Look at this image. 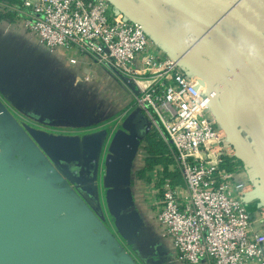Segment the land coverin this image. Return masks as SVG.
<instances>
[{
  "label": "built area",
  "instance_id": "2783aa9c",
  "mask_svg": "<svg viewBox=\"0 0 264 264\" xmlns=\"http://www.w3.org/2000/svg\"><path fill=\"white\" fill-rule=\"evenodd\" d=\"M19 2L1 6L16 8L22 28L49 54L63 50L71 66L82 65L84 83L101 69L128 88L148 132L167 148V163L134 172L131 184L161 264H264V203L245 202L261 180L237 163L211 96L178 55H165L107 0Z\"/></svg>",
  "mask_w": 264,
  "mask_h": 264
},
{
  "label": "water",
  "instance_id": "95a60500",
  "mask_svg": "<svg viewBox=\"0 0 264 264\" xmlns=\"http://www.w3.org/2000/svg\"><path fill=\"white\" fill-rule=\"evenodd\" d=\"M107 1L126 18L141 23L156 38L161 49L177 54L184 69L195 74L199 83L206 87L207 95L211 96L210 110L219 125L226 130L229 142L238 151L237 159L243 163L246 175L250 179L261 180L262 186L253 196L245 198V202L257 199L259 203H264V165L256 156V152H263L261 157L264 162V151L257 150L260 143L235 116L236 98H229L228 102L224 100L222 103V70L216 69L219 71L218 82H212L194 51L199 40L206 37L214 41L219 53L232 60L233 65H228L226 72L240 74L238 68L247 58H236L231 50L229 38L233 37L237 45H242L231 28V22L234 21L232 13L240 11V3L247 8L255 3L264 10V0H155L182 17L183 23L187 25L184 38L177 34L152 0ZM199 31L200 34L196 35ZM194 35L198 40L190 44ZM251 58L254 59V56ZM247 66L243 65L242 73ZM245 81L252 84L249 79ZM129 87L132 88L131 85ZM122 127L112 136L104 156L101 180L104 202L115 228L125 238L127 245L132 244L144 254L151 252L153 255L158 253L156 241L144 229V220L131 189L133 165L142 137L128 121ZM144 132H148L147 124ZM0 135L6 140L4 145L0 144V240L7 238L9 242L6 248L1 244V263L21 264L29 258L31 262L28 264H39L41 258L45 257L43 264H137L133 256L106 231L98 219L103 215L97 218L71 188L69 182L74 183V174L58 164L61 160H84L82 163L96 172L106 137L105 130L79 139L51 136L29 127L23 129L0 101ZM249 136L252 142H248ZM10 147L17 159L8 157L7 150ZM30 165H41L46 180L55 190L69 195L76 208L72 204L70 212L65 210L66 213H56L53 208L47 211L50 193L39 194L32 188ZM81 212L87 215L90 227L80 222ZM8 233L9 237H6ZM15 243L22 247H16ZM149 260V264H161L151 255Z\"/></svg>",
  "mask_w": 264,
  "mask_h": 264
},
{
  "label": "crops",
  "instance_id": "0c3cea01",
  "mask_svg": "<svg viewBox=\"0 0 264 264\" xmlns=\"http://www.w3.org/2000/svg\"><path fill=\"white\" fill-rule=\"evenodd\" d=\"M152 1L177 34L184 38L187 25L183 21L181 25H177L175 20L177 15L173 11L162 7L155 0ZM1 3H3L2 0L0 15L10 14L9 17L0 18L1 103L7 107L23 129L29 127L51 136L78 137L79 139L105 130L106 137L100 151L96 172L94 168L84 165L82 163L84 160L70 162L61 160L58 164L65 171L74 174V183L69 182V184L92 213L97 217L110 215L105 206L101 187L104 156L107 153L109 141L118 129L123 128L122 124L128 121L135 126L139 116L145 120L143 114L132 103L122 111L117 110L122 107H119L121 103L126 104L125 98L130 96L128 88L114 79L110 73L101 69L95 70L92 81L84 83L86 69L82 65L71 66L63 50H59L56 55L49 54L37 39L22 28L16 8L12 12L5 11L6 8L2 7ZM195 40L196 35L190 40V44ZM161 51L165 55L171 53L169 50L161 49ZM194 51L207 77L217 83L219 71L216 70L210 49L198 44ZM221 101L224 103V97ZM118 102L119 105H115ZM141 146L143 143L139 145L134 164L138 161ZM142 157L146 160L144 154ZM50 161L54 164L52 160ZM43 171L44 168L41 165H30L32 188L34 187L39 194L50 193L47 211L53 208L56 213L63 211L66 213L65 210L70 212L74 201L69 195H64L61 190H55L46 180L47 176ZM72 207L76 208V205L73 204ZM81 213L80 222L90 227L87 223V215ZM71 216L73 218V214ZM130 246L132 251L146 256L132 244ZM133 258L137 264H147L139 262L136 256Z\"/></svg>",
  "mask_w": 264,
  "mask_h": 264
},
{
  "label": "bare ground",
  "instance_id": "6f19581e",
  "mask_svg": "<svg viewBox=\"0 0 264 264\" xmlns=\"http://www.w3.org/2000/svg\"><path fill=\"white\" fill-rule=\"evenodd\" d=\"M251 4V7L247 8L240 3V11L232 13L234 21L231 22V28L238 35L242 45H237L233 37V39L229 38L228 41L236 58L247 59L241 64V68H238L240 74L231 73L229 79L236 84L234 96L237 110L245 117L246 121L257 124L258 118L264 120V10L255 3ZM197 40L198 37L195 41ZM200 41H203L206 47L210 49V43L205 37L201 38ZM220 54L223 62H225L224 54ZM252 56H254V59L251 58ZM244 64L248 66L245 72L242 73ZM248 79L252 81V84L246 83L245 80ZM261 128L259 127V130ZM260 134L263 135L264 133L260 132Z\"/></svg>",
  "mask_w": 264,
  "mask_h": 264
},
{
  "label": "rangeland",
  "instance_id": "374dc122",
  "mask_svg": "<svg viewBox=\"0 0 264 264\" xmlns=\"http://www.w3.org/2000/svg\"><path fill=\"white\" fill-rule=\"evenodd\" d=\"M162 7H165V6H163V5H161ZM166 8V7H165ZM166 9H168V8H166ZM176 18H175V20L177 21V25H181L182 23V17L181 16H175ZM181 17V18H180ZM180 20V21H179ZM179 23V24H178ZM198 34H200V31L199 32H196V35H198ZM205 39L210 43L209 45H210V54L212 55V57H213V61H214V64H215V66H216V69H220V70H222V73H223V77H224V79L222 80V82L224 83V100H226L227 102L229 101V98L230 99H235V86H236V84L234 83V82H232V80H230L229 79V77H230V74H228L227 72H226V70H227V66L229 65V66H231L232 64H233V62H232V60L230 59V57L229 56H227L226 57V61L225 62H223V59H222V57H221V54L219 53V50L217 49V47H216V44L214 43V41H211V40H209L208 38H206L205 37ZM200 46H204V47H206V45L203 43V41H200L199 43H198ZM207 48V47H206ZM229 57V58H228ZM230 60V61H229ZM220 61V62H219ZM222 67V68H221ZM116 86H118V85H116ZM236 100V99H235ZM235 102V116L238 118V119H240L242 122H243V127L244 128H246V130H248L250 133H251V135H253L255 138H256V140L258 141V143H260V145L258 146V149L257 150H263L264 151V134L262 135V134H260V132L261 133H264V121L263 120H257L256 122H257V124L255 123V122H251V121H246V119H245V117L244 116H242L240 113H239V111L237 110V106H236V101H234ZM125 103L126 104H124V103H121L120 105H119V102L118 103H116L115 105H119V107L120 106H122V107H120V108H118L117 110H119V111H122V110H124L125 108H127L128 106H130L131 105V103H132V97H131V95L130 96H127L126 98H125ZM263 123V124H262ZM253 126V127H252ZM259 127L261 128V129H263L262 131H261V129L259 130ZM256 129V130H255ZM255 130V131H254ZM259 135V136H258ZM263 140V141H262ZM248 142H252V140H251V137L249 136L248 137ZM6 143V140L4 139V137H2L1 135H0V144L1 145H4ZM256 148V147H255ZM8 152V157L11 159V158H16L17 156H16V153L13 151V149L10 147V149H8L7 150ZM253 151H254V149H253ZM263 153V152H262ZM262 153H257L256 152V156L258 157V159L260 160V163H262L263 165H264V162H263V160H262V157H261V154ZM143 154L144 153H142V151L140 152V154H139V157H138V161H137V163L135 164V168H134V172L135 171H139L140 170V166L142 165V160H143ZM141 155V156H140ZM264 168V167H263ZM102 195H103V192H102ZM98 218V217H97ZM99 220H100V222L104 225V227L106 228V231H108V233L109 234H111V236L114 238V239H116V241L118 242V244L125 250V251H127L128 253H130V255L131 256H135V253L132 251V247L130 246V245H127V243H126V240H125V238H123L120 234H119V232L117 231V229L115 228V226H114V221H113V218H112V216H110V215H103L101 218H98ZM4 235V234H3ZM6 237L8 236L9 237V233L7 234V235H5ZM7 239V238H6ZM0 240V247H1V244L3 245L4 244V246H5V248L6 247H8V245H9V242L7 241V240ZM7 243V244H6ZM137 243H141V242H137ZM15 246L16 247H18V246H20V247H22V245L20 244H18V243H15ZM126 246H127V248H126ZM145 246H143V248H144ZM22 249V248H21ZM146 254V253H145ZM149 254V255H148ZM153 256L152 255V253L151 252H148L147 254H146V256ZM9 256V255H8ZM23 258V257H22ZM1 261V260H0ZM23 261V260H22ZM41 261L42 262H40L39 264H43V262L45 263V257H42L41 258ZM29 262H31V261H29V258H27V260L26 261H23V262H21V264H28ZM0 264H4V262H0ZM48 264V263H47Z\"/></svg>",
  "mask_w": 264,
  "mask_h": 264
},
{
  "label": "trees",
  "instance_id": "16d2710c",
  "mask_svg": "<svg viewBox=\"0 0 264 264\" xmlns=\"http://www.w3.org/2000/svg\"><path fill=\"white\" fill-rule=\"evenodd\" d=\"M1 1V0H0ZM3 2H8L10 4H19V0H2ZM7 16L0 15V18L9 17L10 14L5 13ZM145 141L147 143L146 149L148 150V157H146V161L148 163L147 167H144L142 170H140L139 174L146 173L147 171H150L158 164H165L168 161L167 156V148L163 143L160 142V140L157 138L156 135H154L151 132H148L145 137ZM238 164H242L240 160H237ZM134 252V251H133ZM136 253V252H134ZM136 258L139 260V262H146L147 264L150 263L149 257L150 256H141L139 254H135ZM153 259L158 258V254H153L151 256ZM145 264V263H144Z\"/></svg>",
  "mask_w": 264,
  "mask_h": 264
},
{
  "label": "flooded vegetation",
  "instance_id": "af4514ba",
  "mask_svg": "<svg viewBox=\"0 0 264 264\" xmlns=\"http://www.w3.org/2000/svg\"><path fill=\"white\" fill-rule=\"evenodd\" d=\"M142 121V123H141ZM134 127V131H136L142 138L140 140V143L146 142L145 141V137H146V132H144L145 128H146V122L145 120L142 119L141 116H139L138 120H137V124H135ZM143 148L145 150V158L148 157V150L146 149V146L143 143ZM137 159V158H136ZM136 164V163H135ZM135 164L133 166V171H132V177L134 176V168H135ZM148 163L146 160H144L143 164L140 166V170H142L144 167H147ZM136 172V171H135ZM140 172V171H139Z\"/></svg>",
  "mask_w": 264,
  "mask_h": 264
}]
</instances>
